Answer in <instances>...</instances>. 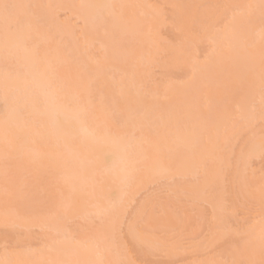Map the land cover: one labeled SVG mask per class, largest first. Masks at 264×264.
Masks as SVG:
<instances>
[{"label":"rangeland","instance_id":"374dc122","mask_svg":"<svg viewBox=\"0 0 264 264\" xmlns=\"http://www.w3.org/2000/svg\"><path fill=\"white\" fill-rule=\"evenodd\" d=\"M26 1L27 0H23V2H25V3H26ZM28 1H29V3L32 2L33 4H36L38 2L37 3L38 5H44L45 6V7H42L38 10L39 14H41L40 18H42V16H44L42 18V24L44 23V25L51 27L53 35H54V31H55L56 34L54 36L58 40L57 39H53V40L55 43L57 41H59L61 44H58L59 42L56 44L58 46H61L62 49H63V47L66 49L65 53H64V51L58 47L61 51H63V55L66 54L65 56H67V58L69 57V60L72 58V60H70V65L72 63L71 61H74L73 58H75V60H76V66L74 64L75 69H73V70L71 69V68H73V66H72L73 64L71 66H69L68 65L69 62L67 63V67H69L70 70H72V72L75 71V75L78 74V76H80L82 74V71L86 68L80 69L79 71H81V72L79 75V72L77 70L79 69V67L82 66V63H80L81 66H79V62H78L79 59L76 55H74L75 53H77L78 50H76V52H75L72 48H73L74 44H77L79 49L81 48V41H79L80 38L82 37L81 33L84 29V25H86V20L89 18L88 20H90V22H91V19H94V18L90 19V16L93 15L94 13H92V11H90L91 12V14H90L89 11H87L85 13V15L87 14L88 17H87V19H84L85 17H82V16H81L82 18L78 17L77 10H76V14H75L71 10V8L70 9L67 8V7H69L68 5H66V3H68V2L63 3L60 0L57 3V5H55L54 7L52 6V8H51L50 5L52 4V2L54 0H52L51 2H50V0H42V1L41 0H38V1L37 0H28ZM28 1H27V3H28ZM72 1H74V4L77 5V3L81 4L82 1H84V0H76L77 3H75V0H72ZM87 1H88V4H93V2L96 3L95 0H87ZM104 1L110 2L112 0H110V1L104 0ZM137 2H134V5L138 4ZM140 2H142V3L136 5L135 7L131 4V2L128 4H131L132 7H134V11L136 13L142 11V14L138 13V15H139L138 17L140 18L139 20L144 21L145 23L147 21H149V22L153 21L154 24L157 25L155 29H154V24H153V26H151V29L153 32L152 31L149 32V30H151V29L148 30V32L151 33L150 35L146 34L148 37L150 36L149 37L150 41L146 40V39H145L146 41H144L145 32L144 33L142 32V30H144L142 27H141V30H139V31H141L144 35L142 33L138 34L137 32H139V31H137V29H135V28L134 29L133 28H131V29L127 28V30L129 32H127V31L126 32L127 33H133V34H132V36L130 34H128V36L130 35L131 38L130 37L128 38L127 34L124 37H127L128 39L124 38L123 37L124 30H122V29L126 28V26H123L120 24V19H121L120 18V19L116 20L115 29H119V30L121 28L122 29L120 30L121 32H119L121 34H120V38L118 37L119 38L118 45H117V43L115 45L119 46V48H120L119 51L123 50V52H124V50L134 49L136 55L137 54L139 55L138 48L141 49V47L143 46V45L141 46L142 41H144L143 47L145 48V46H146V48L144 50L148 51L147 53H150V56L148 54H146V56L148 55L149 58L147 60L145 59L146 61L144 64L141 63L142 65L140 66V68H138L139 71H137L138 69H135V63H132V61H130V56L135 55V53H132L133 55H131L128 52L127 53L121 52L127 58V59H123L124 57L122 56V58H121L120 53L118 51H116V54L119 55V57H120L119 60L116 59L117 57H114V55H112V54L107 55V56H110V58L114 59L113 64H114L115 68L112 66L114 68L112 71L113 76L112 77L108 76L109 73L104 74V73H106L104 71V69L106 68L105 65H104V68L102 67L103 65H101L99 68H97V70H98L97 72L101 73L100 75L97 72L96 73L98 74V76L100 78H102L104 75L106 77H109V78L111 77L110 79L108 78V80H110V83L114 81V83L116 84V88H113V86H114V83H113V86L111 85V87L113 89L112 88L110 90L106 89V86L103 85L104 84L103 82H101L103 84L100 83L101 80L98 77V79L96 81H97V87L99 88V91L106 89L105 91L107 93H111L114 90V92H112V94H113V93H115V91H117V89H119V88H117V86H119L122 83L120 81V80H122L120 77L124 73L123 70L121 69L123 67L122 64L126 63L127 65H129L127 67H130V70L134 73V75L135 74L137 75L136 78H138L139 83L136 82L137 83L136 87H138L137 91L139 89V94H141L142 97L138 98L136 96L135 98L137 100L134 98H133L134 100L131 99L129 102H127L128 104L126 107H124V109L129 110L130 112L129 111L128 112L131 114L135 113L137 111H140L143 113L144 111H148V109H150V111H152L151 108L154 110L153 112H151V113H154L153 119H156V122L159 121L160 123H162V122L163 123L160 124V126L156 125V123H154L153 125H150V121H149L150 115H147V118L142 120L143 132L151 131V129L155 130L154 128L156 127V129H157V127L159 126L158 127L159 129L162 128V129H160V132H161V130L164 131V129L167 128L166 129L167 132L166 133L164 132L165 136L170 135L171 134L170 132H172V134H174V132H178V134L181 135L183 132H186V131H184V129H185V126H187V125H184V124L182 125L180 123L182 120V117L179 116V113H177L179 111H176V109H177L176 108L174 110V112H171L172 115L176 114L174 117L172 115H170V116H172L173 121L171 118H169V116H168L169 120L168 119L165 120L167 118V116L165 117V115H167L168 113L166 114V110L164 108L170 107L173 111L174 108H172V107L174 106V102L179 100L180 96L182 99L188 98L190 96L192 88L194 87L193 86L194 84H196L198 89L200 88L199 84H197L196 81L193 83V80H194L193 76L194 75L192 76V73L194 72V74L196 73L195 76H197L198 78L200 77V79H199V80H201V82L199 81L200 83H204V81L206 80V83L211 84V82H212V85H210V86H208L207 84L201 85V86H203L202 87L203 89H200L197 92V94H200V93L202 94V95L200 94L199 105L197 106L198 110H196V108H195L196 102L194 103L193 102L194 99H193L191 102H193L195 105L193 106V109L191 108L192 111L189 108V106L187 105L188 106L187 108H189L188 109L189 111H187V113L184 112L183 119H185V121H188V118H189L188 114L193 113V117H197L200 120L206 119L208 121L209 117H210L211 120L209 121V123L212 125H213V122L214 123L218 122L216 124V126L214 127L216 129V134H215V131L213 130V132L210 131V135H211V140L212 139L214 140V137L217 136V138L220 142L219 144H222V147L220 146L221 150L218 153V159L219 160L217 161V164H218L217 166L219 168V171H218V168L215 170L216 171L215 172V176H216L215 180L216 181L210 182V184L205 183V181H204V184L202 185L203 196H201V197L196 196L195 192L193 191L194 189L192 190V187H191L196 182H198V179L199 180L201 179V176H200V178H198V176L195 173L196 169H194V168H196V165L194 163H193L194 165L192 163L190 164V162H188V160L185 163L183 162L185 164V165L184 164L183 165H184V167L186 165H188L189 170H190V168L191 169L193 168L195 170L193 175L188 171L189 173L186 172L188 175L183 176L185 174V172H184L185 169L182 168L184 171L182 169H181V171L184 174L181 172L183 175L179 176V174H180L179 173L178 176H176L175 175V172H176L175 166H174V164H172V166L174 168L170 167L167 170V174H162V172L157 173L155 176H152V178H150V180L147 179L149 181H147V180L145 181L146 185H143V186L140 185V186H142V188L139 187V189H137V188L134 189L135 198H134V200H132L133 202L131 201V205L129 204L130 207L127 205L126 207H129V208H127V210H124V209H126V207L123 208L122 211L123 212L126 211V212H124L125 214H122L123 213L122 211H121L122 213H120V214L118 213L120 216V218H119L120 223L124 225L123 233H121V242L124 246V253H125L122 257H119V258L131 260L134 262V264H197V262H209V264H214V262H219V261H228V262H230V264H248V262H250L249 264H263L264 263V259H262L263 257L262 258L258 257V255H260L264 252V247L260 249L261 251L260 250L257 251V250L260 247L264 246V243H262V242L259 243V241L255 242V240L253 242V239H254L255 233H256L255 231L260 230L259 229L260 227L262 229V223L261 222H262V219H264V195H263L264 190L262 188V192L258 191L260 186L264 183V153H262L260 148H259V145L261 142V136H264V119L261 118L260 107H259V93H260V75H259L260 73L259 72H260V67H261V53L263 51H259V53H257L256 56L254 55L255 57L252 61L248 60L249 64L247 63V59L249 58V56L245 55L244 60H242L240 58V61L242 60L241 61L242 66L241 67L244 68V71L241 69L243 71V73L242 72L240 73L238 71L239 72L238 74L241 76V78H239V79H242V81H241L242 83L238 82L237 77L235 78L236 74L234 75V71L236 72V70H238L239 68L238 69L236 68V70H234V68L236 67V64L234 67L233 60H229V61L224 60V61H221V63H220V60H218L219 64H220L218 66V68L221 70H217L214 68V66H213L214 60L211 58L214 54H217V52L220 53V55L223 54L224 51H226L225 48H229V49L232 48V47L228 46V44H229V43H227L228 39H227V37H225V36L229 35V33L231 32L232 29L237 30V33H236V30L234 31L236 34H235V36L233 35V38L235 37L234 38V40H235V48L234 49L240 50L239 54H237L239 57H241L243 55L244 50L246 52H249L250 51L249 47L250 48L252 47V49H253V46H249L247 43H252V41L254 40V38L256 36V34L254 35V32H252L254 27L256 29V27L261 26L260 9L258 7L246 9L245 11H242L240 13V18H238V19L236 18L235 20H233L234 14L237 16L239 13H234L232 9L227 8L225 6L236 5V4L259 5L261 0H140ZM124 3H126V2H124ZM63 4H65V10L62 9L64 7ZM84 4H86V3L83 2V5ZM117 4H123V3L117 2ZM126 4H124V5H126ZM131 5H129V6H131ZM58 6L60 8L57 10ZM71 6H73V4H71ZM137 6H147V7H137ZM46 8H48L50 11L49 12L46 11ZM174 9H175V11H174ZM43 10H45L46 13ZM83 10H84V8L81 11L79 10V13L84 14V11H86V10H84V11ZM54 11H57V12H54ZM132 11H131V9L125 8L122 12V15L121 14L120 15H121V17H127V18L131 17L132 18L131 24L134 27V25H135L134 20H135V22H137L138 17H136L137 18L136 19L135 18L136 14L135 13L133 14L134 11L133 12ZM150 12L152 13L151 15H150ZM53 13L57 15L56 16L57 25L54 23L55 16L54 17L52 16ZM148 14L150 16H148ZM153 14H155V15H153ZM96 15H98V14L97 13L94 14L93 17H95ZM156 15H157V17H156L157 19L155 20L154 18ZM225 17H227V19H224ZM247 17L252 18L254 20L255 25L252 24L253 25L252 30L250 29L251 26H249V24L253 23L252 22L253 20L252 21L250 20V23H248ZM49 18H51V19H49ZM82 19L85 20L84 23L82 22ZM96 19H97V17H96ZM51 20H53V21H51ZM88 20H87V22H89ZM124 20H126V19H124ZM221 20H223V23H219L217 26L218 29L221 31V35L216 40H218L219 42H221V41L223 42L224 37H225V40L227 39L226 40L227 46L224 45L225 43L221 42L219 44V47H217L218 44L216 45V43H217L216 40L213 41V40L209 39L208 34L205 31V28H206V22H217V21H221ZM155 21H157V23H155ZM96 22L97 21L95 20L94 23H96ZM111 22L109 21L108 23L111 24ZM113 22H115V21H113ZM127 23H129V21ZM124 25H126V24H124ZM87 26L88 27H86L84 30H88L90 27L92 28L93 25L88 24ZM96 26L99 27L98 25H96ZM143 26H144V24H143ZM108 27H109V32L116 35V32L115 31L113 32V30H112L113 29L112 25L108 26ZM174 27L176 28L175 32L177 33V35L175 34V32L173 30V29H175ZM45 29L46 28H44V30ZM102 29H104V28H102ZM47 31H49V30H47ZM50 31H49V33H50ZM98 32H100L99 35H101V36L103 35L102 30H99ZM172 33H174V34H172ZM99 35H97V38ZM213 35H215V32L213 33ZM118 36H119V34H118ZM55 37H53V38H55ZM115 37L117 38V36H115ZM247 37L253 38V40H250V42H249L248 41L249 38H247ZM99 39H100V37H99ZM99 39L95 40L94 44L91 47L87 48V50L90 48L92 49L91 54H87L88 55L87 59L89 58V55H90L93 57V60L95 58V62L97 61V59H100V61H101V59L104 60L102 58V56L106 52V51L104 52V50H102V49H104L103 46L100 47L103 43L101 42V40H100V42L102 44L100 42H98ZM126 39H127V41H124ZM82 40H83V38H82ZM231 40L234 42L233 39H231ZM61 41H64V42L62 43ZM103 41H105V40H103ZM232 41H230V44L232 43ZM96 42H97V45L95 46ZM105 42H104V44H105ZM120 44H122V45H120ZM111 45H112V42H109V46H111ZM232 46H234V45H232ZM105 47H106V45H105ZM111 47H113V46H111ZM70 49L73 51H71ZM81 50H82V48H81ZM105 50H106V48H105ZM108 50H110V49H108ZM83 51H85V50L83 49ZM112 51H115V50H112ZM178 51H180V53H177ZM235 51L233 53H235ZM129 52L131 53L132 51H129ZM80 53H81V56L83 54H85L84 52H83V54H82V52H80ZM87 55L85 54V56H87ZM143 55H144V53H143ZM65 56H63V57L66 58ZM83 57H84V55H83ZM213 57H215V56H213ZM216 57H217V55H216ZM61 58H62V54H61ZM84 58H86V57H84ZM133 58H134V56H133ZM141 58L139 56V59H137V63H139L138 62L139 60L141 61ZM231 58H233V57H231ZM90 59H92V58H89L88 62ZM121 59H123V61H124L123 63H122ZM62 60H63V62L65 60L69 61L68 59H62ZM176 60H178V61H176ZM67 61H65V62H67ZM80 61L82 62V60H80ZM85 61H87V60H85ZM133 61H134V59H133ZM135 62H136V60H135ZM235 62H237V61H235ZM83 64L89 68V70H87V69L86 70L90 71L91 66L89 65V63H88L89 66H87V64H85L84 62H83ZM197 65H198V67H197ZM100 68H102V69H100ZM66 69H68V68H65V70ZM63 70H64V68H63ZM249 70H251V71H249ZM76 71L78 73H76ZM106 71H108V70H106ZM199 71H200V73L198 74L197 72H199ZM252 71L254 73L258 72L259 76H257V75H255V77L250 76L251 75L250 73ZM62 72L63 71H61V73ZM67 72L70 73L69 71H67ZM132 72H126V73L131 74ZM68 73H67V75H69ZM238 74H237V76H238ZM248 74H250V75H248ZM86 75H87V72H86ZM134 75H132V76H134ZM252 75H254V74H252ZM65 76L66 75H64V77ZM72 76H74V75H72ZM72 76H70V77H72ZM81 76L83 77V74ZM105 76L103 77V79L105 78ZM126 76H127V74H126ZM67 77L68 76L65 77L66 81L69 80V77L68 78ZM76 77L77 76H75V78ZM75 78H72V79H75ZM112 78H114V80ZM130 78H132V77H130ZM134 78H135V76H134ZM254 78H256V79H254ZM106 79H104V80L107 81ZM208 79H210V80L207 81ZM70 80H71V78H70ZM66 81H64V85L67 83L69 84V81H67V83H66ZM135 81H136V79H135ZM83 82L85 84L84 86H87V88H93L94 87L92 84L94 82H90L87 80H84ZM72 83H74V81ZM118 83H120V84H118ZM70 84H71V82H70ZM70 84H69V86H71ZM134 86H133V88H134ZM180 86L183 88V90L181 89L182 92H180L183 95H180V93H178V91L173 88V87H179L180 88ZM140 87H141V90H140ZM87 88H85V90H86L85 94L91 98L92 91H91V89H87ZM93 89H95V88H93ZM66 90H68V89L66 88ZM133 91L136 92V90H133ZM172 91H175L178 94V96H176L174 94L175 92L171 93V94H174V97L169 96L168 94H170V92H172ZM137 93H133V94L137 95ZM191 94H193V92ZM100 95H99V97H100ZM166 95H168L169 97L167 98ZM107 96H110V95L108 94ZM193 96H194V98L196 97L195 95H193ZM101 98H103V96ZM176 98H177V100H176ZM92 99L96 100V97L92 96ZM97 100H98V98H97ZM196 100H198V98H196L195 101ZM104 101H106V100L104 99ZM186 101H187V99H186ZM105 103H103V105ZM177 103H178V101H177ZM252 103L256 104V112H255L254 116H249L248 110L247 111L243 110L245 113L241 112V110H239V108L241 106L242 107L249 106ZM231 104H235L234 112L236 111L235 112V114L237 113L236 115L232 114L231 112H228V110H230L229 108L232 107ZM107 105L108 104L106 103L105 106H103V107H105L106 110H109L110 105H109V108ZM112 105H113V103H112ZM171 105H173V106H171ZM239 105H241V106H239ZM115 106H114V108H112L113 113L111 112L112 113L111 116H109L111 113H109L107 111L106 112L109 113V115L107 113L106 114H107L108 118L111 117L110 120H112L111 125L113 127L114 132L117 134L120 133V135L123 136V135H126V133L120 132L123 129L122 127L126 128V129H123L124 131H126L127 129H130V127L132 128V126H134V124L131 123L132 126L131 125L129 126V124H128L130 122L129 120L127 123H124L125 121H123V119H121V118L118 119L119 115H117V114L120 111H118L117 107H115ZM158 106H160V107H158ZM156 108L157 109L160 108L162 114H160L159 112H156L157 111ZM180 108H182V107H180ZM244 109H247V108H244ZM126 110H124V111H126ZM184 111H186L185 108H184ZM190 111H191V113H188ZM197 111H198V114H197ZM226 112H228V113L226 114ZM124 113H126V112H124ZM124 113L122 114L120 112V114H121L120 117L128 118L129 115H130V117H132L131 114H129V113L124 114ZM145 113H147V112H145ZM148 113H150V112L148 111ZM242 113H244V114H242ZM180 114H182L181 111H180ZM240 114H242V116H240ZM207 115H209V117H207ZM148 116H149V118H148ZM187 116H188V118H187ZM212 116H215V117H212ZM179 117L181 118V120L178 119ZM222 117H224V119H226L225 117H227L226 122L220 120V118H222ZM124 120H127V119H124ZM170 120L172 121V123H170L171 122ZM165 121H166V124H165ZM177 121H180V122L177 123ZM194 121L195 120H193V122ZM151 122H154V121H151ZM118 123L121 124L122 127H118L119 126ZM134 123H136V122L134 121ZM168 123H169V126L166 127V125H168ZM201 123H202V125H204V127L206 126L204 121L203 122L201 121ZM136 124H138V122ZM186 124H188V123H186ZM189 124L191 125L192 122ZM210 124H208V126L212 127V125H210ZM154 125H155V127H154ZM177 125H178V127H177ZM136 126H134V128ZM180 126H182V127L184 126V129H182V131H180V129H179ZM196 126H197V124L193 127H196ZM199 126H200V124H199ZM217 126H219L218 130H217ZM168 127L170 128L171 131L170 130L168 131ZM178 129H179V131H178ZM194 129H196V128H194ZM118 130H120V131L118 132ZM189 130H190V127H189ZM192 130H190V132ZM21 131H20L21 133L19 132L20 134L18 135V137H19L18 142L20 143L21 146L25 147L26 143L23 142V139H25L24 134H23L24 130H21ZM193 131H195V130H193ZM200 131H201V129H200ZM179 132H182V133H179ZM146 133H148V132H146ZM199 133H201V132H199ZM185 134L187 135L188 133H183L182 135H185ZM190 135H193V134H190ZM197 135L200 136L199 134H197ZM222 136H224V137L227 136V140L222 141ZM190 137L191 136H189L190 140L188 142H191V140L195 139L194 137H191L193 139H191ZM187 138L188 137H186L185 139H187ZM26 139L25 140L27 142H29V139L28 138H26ZM197 139L198 138H196L193 141H194L195 145L199 146L200 142L197 141ZM224 139H226V138H224ZM248 143L255 144L256 147L254 150H256L257 152L259 151V153L258 154L256 152L254 153V152H252L253 150L249 151L247 153L246 157L242 161L234 158L233 157V149L235 150L236 157H238L241 149L244 148L245 144H248ZM16 144H17V141H16ZM168 144L172 145V146L174 145V144H170L169 142H168ZM189 146H191V144H189ZM193 148H195V147H193ZM208 149H210V147ZM208 149L207 148H205V149L203 148V150L200 149V151L202 150V152L205 153V154H202L200 156L201 158L206 156V154H207L206 150H208ZM189 151H191V150H189ZM192 153H193V151H192ZM251 156H253L254 158L250 159ZM10 157H13V156H10ZM17 158H18V161L16 162L17 165L15 164L16 165L15 168L11 167V164L13 162V161L11 162V158H9L10 161H8L9 160L8 158H7L8 159L7 162L3 161L4 164L0 161L2 163V164L0 163L1 166L3 165L2 168L3 169L6 168V170H8V174H10V178L6 179L8 182L5 183V188H3L1 190V195L3 196V198H2V200H0V204L6 200L12 201V202H14V205H13L14 215L13 216H15V218H18V216H24V215L30 214V215H34V218L38 219V215H42L40 217H44L46 219L45 223L48 221L47 223H49L50 227H51L52 221L50 220V218L45 217V215L47 213L45 205L47 204L48 206H52L54 204L58 205V203H59V201L57 199H54L51 201V199H53V197L55 196V194H54V196H51L52 195V193H51L52 189L50 187L51 181H49L50 180L49 175L51 174V171L48 170L46 173L44 171H40V169H39L40 174L39 173H36V174L32 173V172H30V170H28V168L23 167V165L20 162V157L17 156ZM193 158H194V155H193ZM186 159L190 160V158H187V157H186ZM197 163H198V159H197ZM238 163H239V166L237 165ZM244 163H245V165H244ZM97 164H99V163H97ZM5 165H6V167H5ZM201 169H202V167H201ZM169 170H170V172H168ZM101 171L105 172V169H103ZM100 172L98 170H96V172H93V175L100 174ZM103 172L100 175H102V174L104 175L103 181H102L104 183V185H106L108 182H110V184L112 185L115 178H113L112 180L106 179V181L104 182L105 174ZM172 172H174V173H172ZM0 173H1V170H0ZM6 173H7L6 171H5V173L2 172V176L4 177ZM192 173H193V171H192ZM176 174H177V172H176ZM201 174H202V176L204 175V178L206 180V174H208V171L204 170L203 172H201ZM117 176H118V177H116L117 181H118V179H120V180L123 179L122 175L118 174ZM100 180H102V179H100ZM98 181H99V179H98ZM117 181H115V182H117ZM121 181L119 182L120 184L117 182L119 186H117V185L116 186L118 188H120V185H122V183H123V181H122V183H121ZM206 181H209V180H206ZM100 183L98 182L97 184L101 185L102 183L101 184ZM145 183L143 182V184H145ZM102 186H103V184H102ZM98 187H100V186H98ZM96 190H98V188ZM200 190H201V188H200ZM54 192L56 193V191H54ZM259 193H261L263 196L259 195ZM55 200H57V201H55ZM113 200H114L113 198H109L108 204H109V202H111ZM121 208L122 207H120L119 210H121ZM75 218L76 219H73V220L67 219L68 221L71 220V222H69V223H67V221H66V223L56 221V223L58 225H59V223H61L63 225V228L60 227V229L62 228L61 231H63L62 233H65V234L68 232H64L65 230H63V229H66V231H69L67 229L70 228V230H71L76 226H80V228L77 227L79 229L75 228L76 229L75 232H74V230H71L72 235H69L70 237H67L68 243H69V241L71 242L72 237L74 238V239L72 238V240L74 242H75V239H77V238H81V241L85 242L87 239H85V241L83 240V238L80 235L81 231L84 230V232L82 234V235H84V237L88 236V235H89L88 237H90L95 233L96 230H98L96 228H98L100 226V224H99V226L97 227V222H99L97 219H94V221H83V220H80L81 218L80 219L78 217H75ZM174 219L176 220V222L174 221ZM125 220L127 221V223H133V224H137L139 226V228H138L139 231H135V233L140 232L139 234H141L142 237L147 238L149 236L153 241H156V244H160L159 250H158V245H157V248H156V245L154 246V248L151 247L152 250H150V247H149V249H147L144 246L145 245L144 241H146L148 238L147 239L146 238L140 239V240H143L141 242H136L135 238L132 239L133 240L132 241L131 237H130L131 233L127 227V223H125ZM245 220H247L249 222L247 227H246L245 239L238 244H236V243H233V244L223 243V238H224L225 232H224V229L222 226L227 225L229 228H231L232 225L243 224ZM13 221H14V218H13ZM11 224L13 225V223H11ZM169 224L172 225V227ZM209 224H220L221 227L215 233L209 234V232L207 231V226ZM81 227L83 228V230ZM201 227L204 228L203 233H200ZM3 228L4 227L1 226V229H0V259L3 260L2 262L0 260L1 263H3L4 261L7 262L8 261L7 259L10 260V258L6 259L5 257H2L4 255H6L7 257L8 256L13 257L15 259H16V257H18L20 255L24 256V254L27 256H30L31 253H33L34 249L37 251L39 250L40 246H37L39 242H41V244H43V245H49V242L51 241L50 239H47V240L45 239L46 233L43 232L45 230L41 231L42 229L40 230V228L37 227V228H39L38 230L37 229L32 230V232H29V233H28V231H23V233L25 232V234L18 233L16 235H14L16 238V241H17L16 244H14L13 242L11 243V240H10L11 237H8L9 239L5 238V236L7 235L6 229H9L12 227H9V228L5 227V230ZM47 228H43V229L47 230ZM13 230L14 229H12V231ZM117 231H119V225L117 226ZM260 231H258V232H260ZM17 232H20V231H17ZM79 232H80V234H79ZM41 233H44V236H42ZM132 234H134V232ZM174 234L178 235V236L179 235H184V236L198 235V239L195 242H190L189 244H187L185 246H173V245L169 244L168 245L169 247H171V248L173 247V249H172L173 252L167 253L168 250H166V249H165L166 251L164 250V252H163L161 244L163 245V247L165 246L164 239L166 237L172 236ZM260 234L261 233H258V235H260ZM66 236H67V234H66ZM140 237L141 236L139 235V238ZM251 243H254V245L253 244L251 245L252 246L251 249H252L253 254L254 255L256 254L255 256H257L260 259H258L257 257H256L257 259L255 257H253L252 253H251V249L247 248V246L250 247L249 244H251ZM166 246H165V248H168V246L167 247ZM29 247L34 248L32 250V252L29 251L30 250ZM41 248H40V250H41ZM72 248L73 247H71V248L69 247L68 250H70ZM245 248H247V251H249V249H250V251L248 252V253H250V255H248L247 252H246V254L249 256L250 259L252 258L251 260L245 259L247 257V255H245V252L242 253L243 250H246ZM255 248L256 249L258 248V249L256 250ZM74 249L80 250V248H78V249L73 248L71 251H74ZM26 250H28V251L26 252ZM37 251H34V252H37ZM256 251L259 252V254H257ZM28 252H30V255ZM75 253L72 255H73V258L76 259L77 254H75ZM238 254L239 255L241 254L243 257H241V256L239 257ZM243 254L245 255V258H244ZM236 256H237V258H236ZM262 256H264V255H262ZM109 257L112 260H115L118 258L115 255H113L112 253H110ZM2 258L6 259V260H4ZM34 261L35 262L36 261L41 262L42 260L36 259ZM36 264H38V263H36Z\"/></svg>","mask_w":264,"mask_h":264},{"label":"bare ground","instance_id":"6f19581e","mask_svg":"<svg viewBox=\"0 0 264 264\" xmlns=\"http://www.w3.org/2000/svg\"><path fill=\"white\" fill-rule=\"evenodd\" d=\"M27 1H26V3H27ZM51 1L52 0H50V2ZM59 1L60 0H54L52 2V4L50 5V7L51 8H52V6L54 7L55 5H57V3ZM86 1L87 0H84V1H82L81 4H78L76 2V0H75V3H77V5H78L77 6V5L74 4V1H72V0H61V2H63V3L68 2V3H66V5L69 6L67 8L68 9L71 8V10L75 14H76V10H77L78 17H81V16L82 17H85L84 19H87V17H88L87 14L85 15V13L87 11H89L90 14H91L90 11H92V13L96 14L95 11L90 10V9L87 10V8H84V10H86V11L83 10L84 11V14L79 13V10L81 11L83 9V8L80 7V5H83V2L86 3V4H88V1L87 2ZM95 1H96V3H114L116 1L115 2L116 4H117V2H120V3H123V4H126V3L128 4V3L131 2V4L134 7L136 5L142 3V2H140V0H129L130 2L128 0H112V1L109 0L110 2H108V1L105 2L104 0H95ZM124 2H126V3H124ZM134 2H137L138 4H135L134 5ZM28 3H29V1H28ZM94 3L95 2H93V4ZM71 4H73V6H71ZM86 4H84V5H86ZM131 4H128V5H131ZM132 5H131V7H127V8L128 9H131V11L132 10L134 11V7H132ZM63 6L64 7L62 9L65 10V4H63ZM59 8L60 7L58 6L57 10ZM245 10L246 9H244L242 11H245ZM43 11L46 13V11L49 12L50 10L48 8H46V11L45 10H43ZM174 11H175V9H174ZM54 12H57V11H54ZM241 12H239V14L237 16L235 14H234V16L232 15L233 18H234L233 20H235L236 18L237 19L240 18V13ZM134 13L137 15V16L135 15V18H136V17L139 16L138 13L142 14V11L141 12H137V13L134 11L133 14ZM94 14L91 15L92 17L90 16V19L91 18H94L97 22L94 23L95 20L94 19H91V22H92L91 23L90 20H88L89 19L88 18L87 20L89 22H87V20H86V25H84V29L86 27H88L87 26L88 24L89 25H93V26H92V28L90 27L91 29L89 28L88 30H84L83 29V31L81 33L82 37L80 38L79 41H81V48H82V50H81V48L79 49V47H78L77 44H74V46L72 48L75 52H76V50H78L77 51L78 54L75 53L74 55H76L78 57V59H79V61H78L79 62V66H81L80 63H82V66H81L82 68L79 67L78 70L76 69L79 72V75H80V72H81V71H79L80 69L86 68L87 70H89V68L86 67V65H84L83 62L85 64H87V66H89V65L91 66L90 67V71H87L86 69H84L82 71V74H83V77L84 78L81 76L82 74L80 76H78V74L75 75V71L72 72V70L75 69L74 64L76 66V60H75V58H73L74 61H71L72 62L71 65L73 64L72 65L73 68H71L72 70H70V68L67 67V63L68 62H69L68 65L71 66L70 65V60H72V58L69 60V57L67 58V56H65L66 54L63 55V51L65 53V50L66 49L64 47L62 49L61 46H58L56 44L59 41H57L55 43L54 40H53L52 43L49 45V47L52 49L51 60H52L53 70L57 74V77L60 80V82H62L63 85H64V81H66L65 80L66 79L65 77L68 76L69 77V80L71 78L70 81L67 80V81H69V84L71 82V84H70L71 86H69V84L67 83V81H66L67 84H65L66 86L64 85L65 92L72 93V94H78V95H81V96H87L85 94V92H86L85 88H87V86H84L85 84H84L83 81L84 80H87V81H90V82H94L92 84L94 86L93 88H95V89H93V88H87V89H91V91H92L91 99H92V96L93 97H96V100L95 99H92L93 103H92V105L90 106V108L88 110V114L85 117L82 118V122L73 123V124H71V126H68V127H60V128H53L50 119L48 117H45V116L40 115L39 112L33 113L31 120L28 121V122L20 121V120H17V119H15L13 117V118H9V120H8V122L6 124L5 123V117H4V113H5V110H6L5 94H4V91H3L2 87H0V158H1L0 161L4 164L5 161L7 162V160L9 158H11V162L12 161L14 162V163L12 162L11 167L12 168H15L16 165H17L16 162L18 161V158H17V156H18V157H20V162L23 165V167L28 168V170H30V172H32V173H35L36 174V173H39L40 171H44V172L47 173V171L50 170L51 171V174L49 173L50 175L49 174L48 175L50 177L49 178L50 179L49 181H51V184H50V187L52 189L51 190V193H52L51 196H54V194H55V196L53 197V199H51V201L54 200V199H57L59 201V203H58L57 206H61L62 209H64V210L61 211L60 218L57 220V222H62V223L63 222L66 223V221H67V223H69V222H71V220L76 219L75 217H78L79 219L81 218L80 220H83V221H94V219H97L98 220L97 217H95L94 215H91L90 214V213H92L94 211L93 205H96V204H100V205L105 206V207L114 206L117 214L118 213L119 214L122 213L123 212L122 211L123 208L126 207L127 205L129 206V204L131 205V201L134 200V198H135V196H134V189L135 188L139 189V187L142 188L143 185H146L145 181L147 179L150 180V178H152V176H155L157 173H160V172L163 171L162 170V167H161V162L162 161L164 163V169H166V170H168L170 167L174 168L172 166V164H174L175 170L177 172V174L175 172V175L176 176H178L179 173H180L179 176H181V175L184 174L181 171L182 168L185 169V171L182 169L185 172V174L183 176L188 175L186 173L188 171L193 175L194 174V171H195L194 169H196L195 173L198 176V178H200V176H201V179L200 180L198 179V182H196L191 187H192V190L194 189L193 191L195 192L196 196H198V197L203 196V194H202V185L204 184V181H205V183H208V184H210V182H213V181L215 182L216 181L215 180V177H216L215 176V172H216L215 170L218 168V166H217L218 165L217 164V161L219 160L218 158L216 160H210L209 161L208 168H207L208 174H206V180H209V181H206L205 180L204 175L202 176L201 172H203L204 170H206L205 167H204L203 161L206 160V159H208V151L211 149L212 144H215L217 142V139H218L217 136L214 137V140L213 139L211 140L210 131L213 132V130H214L215 131V134H216V129L214 127L216 126V124L218 122H215V123L213 122V125H212V124L209 123V121L211 120V118L209 117V115H207V117H209V120L208 121L206 119L200 120L197 117H193V113H191V111H192L193 106L195 104H196L195 108H196V110H198V107L197 106L199 105V99H200V94L201 93L200 94H197V92H198V90L203 89L202 88L203 86H201V85L202 84L203 85L204 84H207L208 86H210V85H212V82H211V84H208V83H206V80H205L204 83H200L201 82V80H199L200 77L198 78L197 76H195L196 73L194 74V72H193L192 73V76L194 75L193 76V78H194L193 83L196 81L197 84H199L200 88L198 89V87L196 86V84H194L193 85L194 87L192 88V91H191V93L193 92V94L190 93V96L192 95L191 97L189 96L190 98L188 97V98H183L182 99L181 96H180L179 100H177V98H176V100L178 101V103H177V101H175L174 102V106L171 105V106H173L172 108H174L173 111H172V109L170 107L164 108L166 110V114L167 113L169 114V115L168 114L165 115V117L167 116V118L165 120H167L168 119V116H169V118H171L172 121H173L172 116L174 117L176 114L175 115H172L171 112H174V110L177 108L176 111H179L177 113H179V116L182 117V120H181L180 117L178 118L179 120H181V122L180 121H177V123L180 122L182 125L183 124L184 125H187V126H185V129H184V126L183 127L180 126L179 129H180V131H182V129H184V131H186V132H183V133H188L187 135L186 134L185 135H182L183 134L182 132H179V133H182L181 135L178 134V132H174V134H172V132H170L171 133L170 135H166L165 136V133L167 132V130H166L167 128H165L164 131L161 130V132H160V129H162V128L159 129L158 127L163 122L162 123H160L159 121L156 122V119H153L154 113H151V112H153L154 110L152 108H151L152 111H150V109H148V111L150 113H148V111H144L143 113L147 112L146 114L147 115H150V118L148 116L149 121H150V125H153L154 123H156V125H159V126L156 129V127L154 125V127H155L154 129L155 130L151 129L152 128L151 127L150 128L151 131H145V132H143L142 120H140V119H137V121L135 120L136 123L138 122V124H136V123H134L131 120L130 115L128 116V118H122V117H120L121 116L120 112L122 114L124 112H126V113H129L130 112L129 110L124 109V107H126L127 104H128L127 102H129L131 99L132 100L136 99L135 98L136 96L138 98H141L142 97V95L139 94V89L137 91V88L138 87H136L137 86V83L136 82L139 83L138 78H136L137 75L136 74L134 75V73L130 70V67H127L129 65H127L126 63H123L124 62L123 59H127V58H126V56H124L121 53V52H123V50L119 51V49H120L119 46H116L115 45L116 43L118 45V40H119L120 34H121L119 32H121L120 30L122 28L120 30L119 29H115L116 21L115 22L112 21L113 23L110 21L111 24H109V23L107 24V27H106L107 28V34H105V32H104L105 30L101 28V21L98 19V15H96L95 17H93ZM151 14L152 13L150 12V15ZM38 15H39V17H41V14H39V12H38ZM150 15L148 14V16H150ZM153 15H155V14H153ZM52 16L53 17L55 16L54 23L57 25V21H56V16L57 15L53 13ZM43 17L44 16H42V18ZM96 17H97V19H96ZM118 17H119L118 19L121 18L120 19V24L123 25V26H126V28H123L122 29V30H124L123 37L126 36V34H127V37L128 38L129 37L131 38V36L133 34V33H127V32H129L127 30V28H130V29L131 28H133V29L135 28V29H137V31H139V30H141V27H142L144 29V30H142V32L143 33L145 32V35L146 34L147 35H150L151 34L149 32L152 31L151 26H153V24H154L153 21H152L153 23L151 21L150 22L147 21L146 22L147 24H146L144 21L139 20L140 18L138 17V19L136 18L137 19V22H135V20H134V24L135 25L133 27L132 24H131V22H132L131 21V19H132L131 17H129V18H127V17H121L120 14L118 15ZM156 17H157V15L154 18L155 20L157 19ZM42 18L40 20L41 21V24H42ZM49 19H51V18H49ZM84 19H82V22L83 23L85 21ZM124 19H126V20H124ZM250 20L252 21L253 19L247 17V22L248 23H250ZM51 21H53V20H51ZM128 21H129V23H127ZM252 22L253 23H250L249 24V26H251L250 27L251 30H252V27H253L252 24H254V20ZM155 23H157V21H155ZM124 24H126V25H124ZM143 24H144V26H143ZM96 25H98L99 27H97ZM111 25L113 27L112 30H113V32L114 31L116 32V35L109 32V27L108 26H111ZM42 26L43 27L45 26L44 27V28H46L45 31L48 32V33L51 30L50 33L52 35L50 33L49 34L52 37H55L54 35L56 33L54 31V35H53L51 27H48V26L44 25V23L42 24ZM156 26L157 25L154 24V29L156 28ZM149 29H151V30H149ZM47 30H49V31H47ZM99 30H102V34H103L102 36L99 35L100 34V32H98ZM148 30H149V32H148ZM173 30L175 32L176 31V28L173 29ZM235 30L232 29L231 32L229 31L230 32L229 35L226 34L227 36H225L228 39V42H227V43H229L228 46L229 47H232V48H230L231 50L229 48H225L227 52L224 51V53L221 54V55H220V53L217 52V54H214L213 55L215 57L212 56L211 58L214 60L213 66L217 70H221V69L218 68V66L220 65L218 60H220V63H221V61H224V60H228V61L229 60H233L234 67H235V64H236V67L234 68V70H236V68L237 69L239 68L238 70H236L237 73L234 71V75L236 74L235 78L237 77L238 82L239 83H242L241 82L242 79H239V78H241V76L238 74L239 72L240 73L241 72L243 73V71H244V68L241 67L242 66L241 61L244 60V56L247 55V56H249V58L247 59V63L249 64V61H252L254 59V57L257 55V53H259V51H263L264 52V44H263L264 43V37L261 36V26L260 27H256V29L254 27V29L252 30V32H254V35L256 34L254 40H253V38L247 37V38H249V40H248L249 42H250V40H253L252 43H247L249 46H253V49H252V47L251 48L249 47V50L250 51L249 52H246L244 50L243 55L241 57H239L237 54H239V51L240 50L234 49L235 48V40H234L235 37L233 38V35L235 36V34L237 33V30H236V33L234 32ZM142 32L139 31L137 33L140 34ZM118 34H119V36H118ZM128 34H130L131 36L130 35L128 36ZM172 34H174V33H172ZM175 34L177 35L176 32H175ZM97 35H99L98 38H97ZM145 35H144V41H146V40H149L150 41V39H149L150 36L148 37L147 35L146 36ZM115 36H117V38ZM99 37H100V39H99ZM127 37H124V38H127ZM225 37H224V41L223 42L221 41V42L222 43H225L224 45L227 46V44H226V40L227 39L225 40ZM82 38H83V40H82ZM54 39H57V38L55 37ZM97 39H99L98 42H100V40H101V42L103 43L102 44L100 42L102 44L100 47H102V46L104 47V49H102V48L101 49L104 50V52L106 51L104 53V55L102 56V58L104 60L101 59V61H100V59H97V61L95 62V58L93 60V57L89 55V58H92V59H90L89 62H88V59L89 58L87 59V57H88L87 54H91L92 49L90 48V49L87 50V48L88 47H91L94 44L95 40H97ZM127 39L124 40V41H127ZM231 39H233L234 42ZM103 40H105L106 42L103 41ZM108 41L109 42H112V45L111 46H113V47L109 46V42ZM144 41H142L141 46L142 45L144 46V44H143ZM230 41H232L231 44H230ZM61 42L63 43L64 41H61ZM104 42H105V44H104ZM216 42H217L216 45L218 44L217 47H219V44L221 42H219L218 40H216ZM58 44H61V43L59 42ZM96 45H97V42L95 43V46ZM105 45H106V47H105ZM120 45H122V44H120ZM232 45H234V46H232ZM143 46L141 47V49L138 48L139 55L138 54L136 55L134 49L124 50V52H126V53L128 52L131 55H133L132 53H135V55H133L134 58H133V56H130V61H132V63H135V69L140 68V66L142 64H144L145 61L150 56V53H147L148 51H145L144 50L146 48V46H145V48ZM58 47L60 49H62L63 51H61ZM0 48H2V45H0ZM105 48H106V50H105ZM107 48L110 49V50H108ZM83 49L85 51H83ZM73 50H71V51H73ZM112 50H115V51H112ZM79 51L82 52V54L84 52L87 55V56H85V54H83L84 57H86V58H84L83 55L81 56V53ZM116 51H118L120 53V57L121 58H122V56L124 57L123 59H121L122 60V63H123L122 64L123 67L121 69L123 70L124 73L122 74L123 76L121 75V77H120L123 81L120 80L122 83L119 81L121 83V84L118 83V84H120L119 85L120 87L117 86V88H119V89H117V91H115V93H113L114 94L113 95L112 92H114V90L111 93H107L105 90L106 89H109L110 90L112 88L111 85L113 86V83H114L113 80H114V78H112L113 80L111 79L113 81V82H111L112 83L111 84L110 83V80H108L109 77H106L104 75L105 76L104 79L107 78L106 79L107 81H105L103 79L104 76L102 78H100L98 76V74L100 75L101 73L97 72L98 71L97 68H99L101 65H103L102 67L104 68V65H105V67H106L105 69L108 70V71H106L104 69V71L106 73H104V72L103 73L104 74L109 73L108 76H111L112 77L113 76L112 75V71L115 68V66L113 64L114 59L113 58H110V56H107V55L112 54V55H114V57H117L116 59L119 60L120 57H119V55L116 54ZM129 51H132V52L130 53ZM234 51H235V53H233ZM143 53H144L145 56L143 55ZM177 53H180V51H178ZM61 54H62V58H61ZM146 54H148L149 56L147 55L148 56L147 57ZM216 55H217V57H216ZM63 56H65L66 58H64ZM139 56H140V58L141 57L142 58H141V61L139 60L138 61L139 63H137V59H139ZM231 57H233V58H231ZM83 58L85 60H87V61H85ZM240 58L242 59L241 61H240ZM62 59H68L69 61L65 60L67 62L64 61L65 62L64 63ZM133 59H134V61H133ZM80 60H82V62ZM135 60H136V62H135ZM176 61H178V60H176ZM235 61H237V62H235ZM88 63H89V65H88ZM197 67H198V65H197ZM63 68H64V70H63ZM65 68H68L66 70L69 71L70 73H68L65 70ZM100 69H102V68H100ZM4 70H5L4 59H3L2 52H0V82H2V80H3ZM61 71H63V72L61 73ZM77 71H76V73H78ZM85 71L87 72V75H86V72ZM137 71H139V69ZM249 71H251V70H249ZM66 72L70 76H72V75H74V76L70 77L69 75H67ZM126 72H132L131 74L134 75L135 78L130 73H126ZM197 73L199 74L200 71L197 72ZM126 74H127V76H126ZM237 74H238V76H237ZM250 74H248V75L254 76V77H255V75H257V76L260 75V74L258 75V72L257 73L256 72L254 73L253 71ZM252 74H254V75H252ZM64 75H66V76L64 77ZM75 76H77L78 78L76 77L77 78L76 79ZM98 77L101 80V81L99 80L100 83L103 82L104 84L103 83H101V84H103V85L106 86V89L105 90H101L100 89L101 91H99V88L97 87V81H96L98 79ZM130 77H132V78H130ZM72 78H75L76 80L75 79H72ZM135 79H136V81H135ZM254 79H256V78H254ZM72 80L74 81V83H72L73 82ZM209 80L210 79H208L207 81H209ZM114 86H113V88H116V84L115 83H114ZM133 86H134V88L135 87L136 88L134 89ZM181 86H180V88L179 87H173V88L175 90H177L178 93H180L183 90V88ZM66 88L68 90H66ZM133 90H136V92L133 91ZM140 90H141V87H140ZM34 91H35V94L37 96L40 95V87L39 86L34 87ZM174 92L175 91H172V92H170V94L171 93H174ZM133 93H137V95H135ZM108 94L112 98L110 96H107ZM170 94H168V95L171 96V97L172 96L174 97V94L176 96H178V94L176 92L174 94H171V95ZM99 95H100V97H99ZM168 95H166L167 98L169 97ZM180 95H183V94L180 93ZM193 95H195L196 97L194 98ZM102 96H103V98H101ZM97 98H98V100H97ZM196 98H198V100L195 101ZM104 99L106 101H104ZM186 99H187V101H186ZM192 100H193L194 103L195 102L196 103L194 104L193 102H191ZM105 102L108 104L107 105L108 108H109V105H110V109L109 110H106L105 107H103L106 104ZM11 103H12V101H11V99H9L8 100V105L10 106ZM103 103H105V104L103 105ZM112 103H113V105L115 104L116 106L115 105L114 106L117 107V110L118 111H120L117 114V115H119L118 116V119L119 118L123 119V121H125L124 123H127L128 120H129L130 121L128 123L129 126L130 125L132 126V124H134V126L137 125L135 128H134V126H132V128L130 127L131 130L130 129H127L128 131L127 130L124 131L123 129H126V128L122 127L121 124L118 123L119 126L117 125L118 127H122L123 128L121 131L118 130V132L120 131V132H123V133H126V134H130L131 131H133V130L136 131L135 138L131 139L130 141H124L122 143H114V142H112L111 138H105L104 140H99L93 134L98 128H104V127H106L108 129H111V132L113 131L112 132L113 135L122 136V135H120V133L117 134V133L114 132L113 127L111 125V121H112V120H110L111 117L108 118V116H107V114L109 115V113H111V112L113 113V109L112 108H114V106L112 105ZM187 105L189 106L190 109L191 108L192 109H191L190 112H188V113H191V114H188L189 118L187 116L188 121H185V119H183V114H184V112L187 113V111H189L188 110L189 108H187L188 107ZM231 106L233 108L230 107L229 108L230 110H228V112H231L232 114L236 115L237 114V113L235 114L236 111L234 112V106H235V104H231ZM239 106H241V105H239ZM249 106H245V107H242L241 106L239 108V110H241V112H244L243 110L247 111L249 109ZM158 107H160V106H158ZM180 107H182L183 109L180 108ZM184 108L186 109V111H184ZM244 108H247V109H244ZM124 110H126V111H124ZM156 110H157L156 112H159L160 114H162L160 108L159 109L156 108ZM50 111H57V106L55 104H53L51 106V108H50ZM106 111L109 112V113H107ZM180 111H181L182 114H180ZM228 112H226V114ZM112 113L109 116H111ZM126 113H124V114H126ZM244 113H242V114H244ZM129 114H131V113H129ZM132 114L134 115V113H132ZM132 114H131V116H132ZM197 114H198V111H197ZM242 114H240V116H242ZM170 115H172V116H170ZM212 117H215V116H212ZM225 118L226 119H224V117H222V118H220V120L226 122L227 117H225ZM124 119H127V120H124ZM193 120H195V121L193 122ZM151 121H154V122H151ZM172 121L170 123H172ZM201 121L202 122L203 121L205 122V124H206L205 127H204V125H202ZM191 122H192V124L190 125L189 123H191ZM186 123H188V124H186ZM198 123L200 124L201 127L199 126ZM165 124H166V121H165ZM196 124H197V126L196 127H193ZM208 124L212 125V127H209ZM167 126H169V123H168V125H166V127ZM177 127H178V125H177ZM189 127H190V130L193 129L195 131L192 130L190 132ZM194 128H196V129H194ZM218 128H219V126H217V130H218ZM179 129H178V131H179ZM200 129H201V131H200ZM21 130H24L23 131L24 138L25 139L26 138L29 139V142H27L28 141L27 139H26L27 141L25 139H23V142L26 143V146L25 147L24 146H21L20 143L18 142L19 141L18 135L22 132ZM169 130H170V128L168 127V131ZM146 132H148V133H146ZM199 132H201L202 134L199 133ZM190 134H193L194 136L196 135L197 137L196 136L194 137L193 135H190ZM197 134H199L200 136H198ZM123 136H125V135H123ZM189 136L194 137L195 139L198 138L197 141H199L201 145L200 144H199V146L195 145V143L193 141L195 139H193L191 137L190 138L193 139V140H191V142H188L190 140L189 139ZM186 137H188V138L185 139ZM223 137L224 136H222V141H226L227 140V136L224 137L226 139H224ZM16 141H17V144H16ZM168 142L170 144H174V145L173 146L172 145H169ZM187 142L189 144H191V146H189V144ZM220 146L222 147V144H220ZM193 147H195V148H193ZM209 147H210V149H208ZM203 148L204 149L207 148L208 150H206V153H207L206 156L203 157V158H201L200 156L202 154H205V153L202 152ZM200 149H202V150L200 151ZM189 150H191V151H189ZM192 151H193V153H192ZM252 152H254V153L256 152L257 154L259 153V151L257 152L256 150H253ZM193 155H194V158H193ZM10 156H13V157H10ZM186 157L187 158H190V160L189 159H186ZM252 158H254V157L251 156L250 159H252ZM197 159H198V163H197ZM187 160H188V162H190V164L191 163L192 164L194 163L196 165V168H194V169L193 168L192 169L190 168V170H189L188 165H186L184 167V165H185L184 163ZM8 161H10V159ZM97 163H99V164H97ZM1 164H0V168H1L0 169L1 170V173H0V179H1L0 180V200H2V198H3V196L1 195V190L3 188H5V183L8 182L6 179H9L10 178V174H8V170H6V168L3 169L2 168L3 165L1 166ZM237 165L239 166V163ZM244 165H245V163H244ZM5 167H6V165H5ZM201 167H202V169H201ZM39 169H40V171H39ZM103 169H105V172L101 171ZM96 170H98L99 172L101 171L100 174L102 172L105 174L104 182L106 181V179H109V180L111 179L112 180L113 178H115V180L112 183V185L110 184V182H108L109 184L106 182L107 184L104 185V183L102 182L103 181V176H104L103 174L102 175H100V174L93 175V172H96ZM5 171L7 173L3 177L2 176V172L5 173ZM192 171H193V173H192ZM218 171H219V168H218ZM168 172H170V170ZM172 173H174V172H172ZM118 174L119 175H122V178L123 179H121V180L123 181V183H122V181L120 179H118V181L116 180V177H118L117 176ZM98 179H99V181H98ZM100 179H102V180H100ZM149 180H147V181H149ZM115 181H117L118 183L121 181L122 185H120V188L117 187L119 185ZM98 182L99 183L101 182L103 184V186H102L101 183H100L101 185L97 184ZM143 182L145 184H143ZM114 185L115 186L117 185L116 186L117 188ZM140 185H142V186H140ZM262 185H261L262 187L260 186V188L258 190L259 192H262V188L264 190V183ZM98 186H100L101 188L98 187ZM199 187L201 188V190H200ZM97 188H98V190H96ZM54 191H56V193ZM259 195L263 196L264 194L262 195L261 193H259ZM109 198H113L114 200L111 201V202H109V204H108V199ZM57 200H55V201H57ZM13 205H14V202L8 201V200H6V201H4L3 203L0 204V229H1V226L4 227L3 228L4 230H5V227H8V228L9 227H12V228L6 229V233H7L8 236L6 235L5 238L9 239L8 237H11L12 238V239L10 238L11 243L13 242L14 244H16L17 241H16V238H15L14 235H16L18 233L25 234V232L23 233V231H28V233H29V232H32V230H36V229L38 230L39 228H40V230L42 229L41 231L45 230L46 232L45 231H43V232L46 233V236L48 235V233H49V229L48 228H50V224L47 223L48 221L46 222L47 224L45 223L46 219L44 217H40L42 215H38V219L34 218V215H30V214L24 215V216H18V218H15V216H13L14 215V207H13ZM120 207H122L121 210H119ZM129 207H126V209H124V210H127V208H129ZM124 212H126V211H124ZM124 212L122 214H125ZM119 214H118V216H119ZM46 215H47V213H46ZM46 215H45V217L49 218ZM13 218H14V221H13ZM119 218H120V216H119ZM67 219L68 220L71 219V220L68 221ZM174 221L176 222L175 219H174ZM11 223H13V225ZM99 224L100 223L97 222V227L99 226ZM170 226L172 227V225H170ZM37 227H39V228H37ZM59 227H62L63 228V225L61 223H59ZM77 227L80 228V226H76V227H74L71 230H74V232H75L76 229H79ZM43 228H47L48 231L46 229H43ZM62 228H61V230H62ZM99 228H100V226L98 228H96V229L99 230ZM12 229H14V230L12 231ZM259 229L261 230V227ZM63 230H65L64 232H68L69 233V234L66 233L67 236H66L65 233H63L66 237H70L69 235H72L70 228L67 229L70 232L69 231H66V229H63ZM82 230H83V228H82ZM98 230H96V231L98 232ZM260 230H256L255 231L256 233H255V237L253 239V242H254V240H255V242H257V241H259V243L261 242L260 235H258V233H261ZM17 231H20V232H17ZM96 231H95L94 234L97 233ZM137 231H139V230H137ZM258 231H260V232H258ZM83 232H84V230L81 231V234L79 232V234L81 235V237L83 238L84 241H85V239H87L86 241H89L91 239V237L94 235L93 234L90 237H88L89 235L84 237V235H82ZM44 233H41V235L44 236ZM130 233H131L130 234L131 240L135 238L136 242H141L143 240H140V239H145L146 238V237H142V235L139 234L140 232H138V233H135L134 232V234H132L133 232H130ZM138 234L141 236L140 238H139V235ZM72 238H71V242L73 241ZM147 238L150 241H152V242L148 243V242L144 241L145 242L144 243L145 244L144 246L147 249H149V247H150V250H152L151 247L154 248V246L156 245V248H157V245H158V250H159L160 244H156V241H153L149 236ZM67 240L68 239H66V241H64V243L62 245H60L59 247H57L55 249L51 246V241L49 242V245H43V244H41V242H39L38 245H37V246H40L38 251L35 250L34 248H31V247H29L30 250L27 248L31 252L34 249L33 250V253H31V255H30V252H28L30 256L25 255L24 254L25 252L23 254H24V256L26 258L23 255L22 256L24 258L20 255V256L16 257V259L13 258V257H10V256L7 257L6 255H4L2 257H5L6 259L7 258H10V260L7 259L8 260L7 262L4 261L5 263L4 262L1 263L3 260L0 259L1 260L0 264H34V263L35 264L36 263H38V264H109L110 261H113L109 257L110 253L107 252V251H104L103 248H101V249L98 250L96 247H94L90 243H84L83 241H81V238L75 239V242L73 241L72 243L70 241L68 243ZM77 241L79 243H77ZM252 244L254 245V243H251V244H249L250 247L247 246V248H250L251 249V247H252L251 245ZM161 246H162V251L163 252H164L165 249L168 250L167 253H172L173 252L172 251L173 247L171 248V247H169L167 245L168 248H165L166 245L163 247L162 244H161ZM69 247L70 248L73 247V248H77V249L80 248V250L79 249L78 250L74 249V251H71L73 248L70 249V250H68ZM263 247L264 246L260 247L259 249L257 248L258 250L256 248L255 249L257 251H259ZM40 248H41V250H40ZM247 248H245L246 250H243V252H242V253L245 252V255H247L246 252L248 253L250 251V249H249V251H247ZM28 250H26V252ZM34 251H37V252H34ZM257 251H256V253L259 254V252H257ZM74 253L77 254L76 255V259L73 258V255L72 254H74ZM251 253H252V256L253 257H255V258L257 257V256H255L256 254L255 255L253 254L252 249H251ZM263 253L260 254L261 256L258 255V257H261V258L263 257L262 259H264V256H262V255H264ZM241 254L240 255L238 254L239 257L240 256L243 257ZM245 255H244V258H245ZM248 255H250V253H248ZM248 255H247V257L245 259L246 260L247 259L248 260H251L252 258L250 259ZM237 256H236V258H237ZM2 259H4V258H2ZM6 259H4V260H6ZM36 259L37 260L40 259L42 261L41 262H37V261L35 262L34 260H36ZM258 259H260V258H258ZM249 263L250 262H248V264Z\"/></svg>","mask_w":264,"mask_h":264},{"label":"snow or ice","instance_id":"6c2138e0","mask_svg":"<svg viewBox=\"0 0 264 264\" xmlns=\"http://www.w3.org/2000/svg\"><path fill=\"white\" fill-rule=\"evenodd\" d=\"M44 5L25 3L23 0H0V52H2L5 70L3 80L0 82L5 94L6 110L4 113L5 123L9 118H15L20 121L28 122L31 120L33 113L39 112L40 115L48 117L53 128L68 127L73 123L82 122V118L88 114V110L93 101L88 96L67 93L64 90V85L57 77L52 65V49L49 45L53 41V37L44 30L38 10ZM82 8L94 10L98 14V19L101 21V27L104 28L107 34V24L109 21H116L118 14L122 15L125 8L131 7L124 4L114 3H94L81 5ZM147 7V6H137ZM233 10L234 13H239L244 9L258 7L260 9L261 36L264 37V0H261L259 5H227L225 6ZM224 19H227L225 17ZM223 23V20L217 22H206L205 31L209 39L215 41L221 35L218 29V24ZM215 32V35L213 33ZM40 87V95L37 96L34 87ZM12 103L9 106L8 100ZM55 104L57 111H50L51 106ZM259 107L261 118L264 119V52L261 53L260 67V93ZM256 112V104L249 106V116H254ZM147 118L146 113L137 111L132 115L131 120L134 122L137 119L143 120ZM97 139L104 140L111 138L114 143H122L135 138L136 131H131L125 136L113 135L111 129L106 127L98 128L93 133ZM255 144H245L241 149L239 156L236 157L233 149V157L242 161L249 151L255 149ZM259 148L264 153V136H261ZM219 140L212 144L208 151V159L203 161L204 167L207 170L210 160H216L220 152ZM162 174H167L164 169V163L161 162ZM47 216L52 221L49 233L45 239L51 240V246L55 249L62 245L67 237L62 233L56 221L60 218L62 210L61 206L45 205ZM94 211L90 213L98 218L100 228L89 241L98 250L103 248L104 251L110 252L117 259L110 261L109 264H134L131 260L122 259L124 246L121 242V233H123L124 225L120 223L119 216L116 213L114 206H102L100 204L93 205ZM125 223L127 221L125 220ZM248 221L243 224H235L229 228L223 225L225 232L223 243L233 244L240 243L246 237V227ZM262 229L260 234L261 242L264 243V219H262ZM119 225V231L117 226ZM130 232L138 230L139 226L133 223H127ZM221 227L220 224H209L207 231L209 234L215 233ZM204 232L201 227L200 233ZM198 235H172L164 239L165 245L185 246L190 242H195ZM146 242H151L146 240ZM77 243H79L77 241ZM197 264H209V262H197ZM214 264H230L228 261L214 262Z\"/></svg>","mask_w":264,"mask_h":264}]
</instances>
